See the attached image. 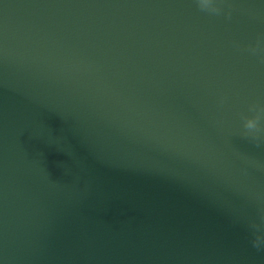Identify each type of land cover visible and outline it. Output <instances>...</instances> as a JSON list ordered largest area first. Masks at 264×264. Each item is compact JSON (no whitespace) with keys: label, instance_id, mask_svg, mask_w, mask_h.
<instances>
[{"label":"water","instance_id":"95a60500","mask_svg":"<svg viewBox=\"0 0 264 264\" xmlns=\"http://www.w3.org/2000/svg\"><path fill=\"white\" fill-rule=\"evenodd\" d=\"M221 6L0 0V264H264V0Z\"/></svg>","mask_w":264,"mask_h":264},{"label":"clouds","instance_id":"9594fccd","mask_svg":"<svg viewBox=\"0 0 264 264\" xmlns=\"http://www.w3.org/2000/svg\"><path fill=\"white\" fill-rule=\"evenodd\" d=\"M197 6L203 12L211 15L219 16L224 14L226 18L231 19L232 10L229 7L227 11L221 6V0H196ZM252 55H258L262 62H264V38H258L255 46H249L247 49ZM219 103H224V98L221 97ZM250 111L255 112L256 115L253 117L242 116L243 119V130L241 136L244 139H248L259 147L264 143V128L261 127L260 121L264 119V106L257 104L250 105ZM262 222H264V215L261 216ZM253 228H259L260 225L255 223L252 224ZM264 243V237L259 235L253 240V246L259 248Z\"/></svg>","mask_w":264,"mask_h":264}]
</instances>
